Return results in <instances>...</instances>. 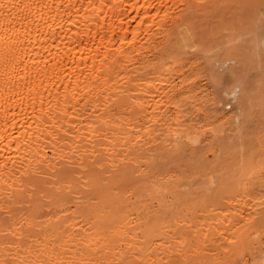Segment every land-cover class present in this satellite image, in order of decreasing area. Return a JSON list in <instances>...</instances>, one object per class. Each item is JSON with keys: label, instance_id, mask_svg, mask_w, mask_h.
Returning a JSON list of instances; mask_svg holds the SVG:
<instances>
[{"label": "bare ground", "instance_id": "1", "mask_svg": "<svg viewBox=\"0 0 264 264\" xmlns=\"http://www.w3.org/2000/svg\"><path fill=\"white\" fill-rule=\"evenodd\" d=\"M213 2L0 0V264H192L161 189L89 187L94 169L147 174L151 144L195 142L167 138L184 85L150 54ZM41 186L44 214L28 209Z\"/></svg>", "mask_w": 264, "mask_h": 264}, {"label": "rangeland", "instance_id": "2", "mask_svg": "<svg viewBox=\"0 0 264 264\" xmlns=\"http://www.w3.org/2000/svg\"><path fill=\"white\" fill-rule=\"evenodd\" d=\"M150 58L151 75L166 68L184 85L169 102L167 138L195 142L151 144L147 174L94 169L89 188L142 198L161 189L170 244L192 264H264V0L202 4ZM43 188L28 208L40 214Z\"/></svg>", "mask_w": 264, "mask_h": 264}]
</instances>
